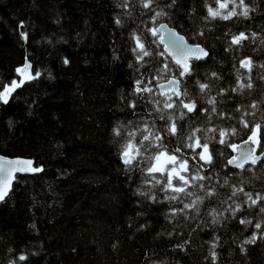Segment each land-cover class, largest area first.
<instances>
[{"label":"snow or ice","instance_id":"snow-or-ice-1","mask_svg":"<svg viewBox=\"0 0 264 264\" xmlns=\"http://www.w3.org/2000/svg\"><path fill=\"white\" fill-rule=\"evenodd\" d=\"M113 4L118 11L112 13V23L116 30L127 28L126 39L122 31L120 36L131 58L126 64L130 84L118 89L114 105L128 118L114 120L108 135L117 170L136 197L134 204L139 209L159 208L164 223L155 238L175 241L168 245L173 252L199 250V264H220L219 249L228 243L223 237L229 225L238 229L231 244L247 256L249 246L264 241V56L254 59L240 53L245 46L255 54L264 52V25L232 30L225 24L217 33L215 22H251L264 14V0H200L199 8L192 4L183 12V20L179 0ZM53 23L59 25L61 18ZM26 24L19 20L15 29L22 47L29 39ZM53 35L35 43H67L63 35L55 40ZM73 38L79 43L82 33L74 32ZM218 43L230 54L228 60H217L213 54ZM117 47L112 49L113 61L120 59ZM25 53L14 74L0 82V105L23 99L31 115L37 98L29 102L20 92L45 78V70L31 62L26 47ZM61 60L66 66L71 62L66 55ZM46 78L54 79L51 72ZM245 96L250 99H236ZM6 122L9 129L17 123L11 116ZM44 167L31 156L0 154V202L21 182V175L42 173ZM146 214L138 210L135 217ZM150 224L146 220L133 231ZM132 225L129 217L128 226ZM233 252L229 246V255ZM37 255L39 250L8 247L5 264H28ZM144 256L145 264H168L166 258L153 259L147 249Z\"/></svg>","mask_w":264,"mask_h":264},{"label":"trees","instance_id":"trees-1","mask_svg":"<svg viewBox=\"0 0 264 264\" xmlns=\"http://www.w3.org/2000/svg\"><path fill=\"white\" fill-rule=\"evenodd\" d=\"M192 4L199 8L200 0H179L181 20ZM115 11L113 0H0V82L14 74V67L26 54L25 47L31 62L45 70V78L20 92L29 102L37 98L31 115L23 99L0 105V153L31 156L45 166L42 173L21 175V182L0 202V264H5L8 247L39 250L28 264H145L146 249L150 256L155 253L153 259L166 258L168 264L177 260L179 264H199V250L173 252L168 245L175 241L155 238L164 223L160 209H139L117 170L108 129L114 120L128 118L126 111H117L114 105L118 104V89L130 84L126 64L131 57L124 51L127 28L116 30L112 23ZM57 16L59 25L53 23ZM19 20L27 22L29 39L24 47L15 31ZM215 23L217 33L223 32L225 24L232 30L245 25L255 28L257 23L264 25V14L251 22L234 18L231 23ZM74 32L82 33L79 43ZM53 33V40L63 35L67 43H35ZM114 46L120 55L117 61L112 59ZM213 54L217 60H228L230 55L220 43ZM65 55L71 61L67 66L61 60ZM240 55L260 59L264 52L255 54L245 46ZM223 71L227 73L228 68ZM47 72L54 79L48 80ZM258 94L254 92L253 97ZM236 99L244 102L250 98ZM8 116L17 121L12 129L7 126ZM138 210L147 214L136 218ZM129 217L133 218L132 228ZM146 220L151 221L149 227L133 231ZM234 231L237 227L229 225L223 237L228 243L219 249L223 253L220 264H264V241L249 246L247 256H242L231 244ZM201 236L208 238V234ZM229 246L234 249L231 255Z\"/></svg>","mask_w":264,"mask_h":264},{"label":"water","instance_id":"water-1","mask_svg":"<svg viewBox=\"0 0 264 264\" xmlns=\"http://www.w3.org/2000/svg\"><path fill=\"white\" fill-rule=\"evenodd\" d=\"M0 154H2V153H0ZM3 155H5V154H3ZM9 156V155H8ZM11 157V156H10Z\"/></svg>","mask_w":264,"mask_h":264}]
</instances>
